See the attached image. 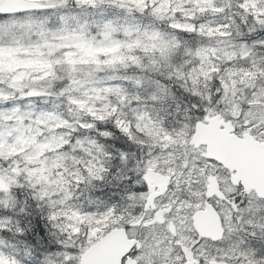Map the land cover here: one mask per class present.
<instances>
[{
  "label": "snow or ice",
  "instance_id": "6c2138e0",
  "mask_svg": "<svg viewBox=\"0 0 264 264\" xmlns=\"http://www.w3.org/2000/svg\"><path fill=\"white\" fill-rule=\"evenodd\" d=\"M0 264H264V0H0Z\"/></svg>",
  "mask_w": 264,
  "mask_h": 264
}]
</instances>
